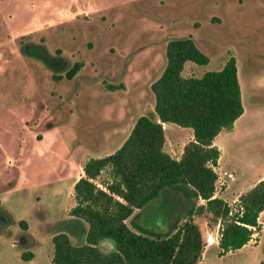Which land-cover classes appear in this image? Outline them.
Masks as SVG:
<instances>
[{
    "label": "rangeland",
    "instance_id": "rangeland-1",
    "mask_svg": "<svg viewBox=\"0 0 264 264\" xmlns=\"http://www.w3.org/2000/svg\"><path fill=\"white\" fill-rule=\"evenodd\" d=\"M182 35L208 56L204 64L184 61V76L235 57L244 111L234 130L217 137L215 187L221 190L230 168L252 180L264 169V0H0V215L7 218L0 264H52L51 236L68 224L83 162L118 147L138 115L153 116L149 85L165 64L166 40ZM73 61L81 66L71 77H52ZM183 129L165 130L166 148L168 136L182 138ZM106 170L95 178L100 186ZM169 189L140 210L138 224L165 231L184 214ZM194 218L205 244L214 243L204 244L196 264H264V210L250 239L225 252L217 224ZM27 251L32 256L22 259Z\"/></svg>",
    "mask_w": 264,
    "mask_h": 264
},
{
    "label": "trees",
    "instance_id": "trees-1",
    "mask_svg": "<svg viewBox=\"0 0 264 264\" xmlns=\"http://www.w3.org/2000/svg\"><path fill=\"white\" fill-rule=\"evenodd\" d=\"M164 54L165 64L149 85L157 119L138 115L118 147L83 162L82 174L72 184L68 224L51 236L52 264H196L205 241L193 214L217 224L221 252L239 248L259 229L264 176L238 195L233 209L213 195L219 149L212 139L220 129H230L243 109L235 57L229 54L220 68L199 76H184V61H208L191 36L168 38ZM80 66V61H73L52 77L69 78ZM118 86L107 84L110 89ZM163 121L192 130L177 158L163 149ZM104 168L107 178L100 180V186L95 178ZM165 187L189 201L185 214L165 231L138 224L140 210ZM198 198L203 202L195 204ZM135 208L139 211L132 213ZM20 223L25 225L23 220ZM69 234L79 239L73 242ZM104 239L113 241L111 249H103ZM31 256L30 251L21 253L22 259Z\"/></svg>",
    "mask_w": 264,
    "mask_h": 264
},
{
    "label": "crops",
    "instance_id": "crops-1",
    "mask_svg": "<svg viewBox=\"0 0 264 264\" xmlns=\"http://www.w3.org/2000/svg\"><path fill=\"white\" fill-rule=\"evenodd\" d=\"M241 98V97H240ZM243 103V102H242ZM242 111H244V107L242 106ZM242 113V112H241ZM240 113V114H241ZM153 116H150V117H152V118H155V119H157L156 118V115H155V113H153L152 114ZM239 116V115H238ZM237 116V117H238ZM237 117L234 119V121H233V124H232V128H233V130H234V124H236V121H237ZM133 124V123H132ZM161 125H162V128H163V134H164V142H163V149L166 151V152H168L172 157H175V158H177L179 155H180V153H181V150H182V146H183V144L187 141V140H189V139H191L192 138V130H191V128H189V127H184V126H182L183 128H185V129H183V130H185V132H184V134H183V136H182V138H179V137H175V136H168L169 138V141H168V147L166 148V143H167V137H166V135H165V130L167 129V128H169V129H173V128H175V126H177L178 124H176V123H174V122H169V121H163V122H161ZM233 130L231 131V132H228L227 134H232L233 133ZM223 131V129H220L219 131H218V133L214 136V138L212 139V143L213 144H215L217 147H218V149H219V155H218V158H217V163L219 162V158H220V153H221V149H220V147H219V144H218V142H217V137L219 136V134H221V132ZM181 140V141H180ZM178 142H180V143H178ZM170 151L172 152V153H177L178 155L176 156V155H172L171 153H170ZM218 166V165H217ZM215 169V168H214ZM226 171H229V174L231 173L232 175H229V176H231V177H229L228 179L227 178H224V181L226 182H222V186L220 187V191H218L217 189H216V187H214V193H213V195H217V196H220V197H222L229 205H230V202H234V201H236L237 199H238V195L240 194V193H242V192H244V191H246L247 189H249L256 181H258L260 178H262L263 176H264V169H263V171L260 173V175L259 176H257L256 178H254V179H252V180H248V181H242V179L240 178V177H234V174H236V170H233L232 168H230V169H226ZM217 172V171H216ZM80 174H82V169H81V173ZM80 174H78V176L80 175ZM78 176L76 177V178H78ZM234 179V180H233ZM227 180V181H226ZM74 182V181H73ZM73 184V183H72ZM169 190H173V189H169ZM173 191H175L176 192V194L177 195H175L178 199H179V207H178V210H177V212L176 213H178L179 211H181V209L183 208V211H184V214H185V211H186V208H188V205H189V201L180 193V192H178V191H176V190H173ZM203 202V199H201V198H198L196 201H195V204H198V203H202ZM264 210V208L261 210V211H263ZM137 211H139V209H137V208H135L134 210H133V212L132 213H135V212H137ZM260 211V212H261ZM259 212V213H260ZM259 213H258V216H259ZM183 214V215H184ZM176 215V214H175ZM182 215V216H183ZM182 216H180V217H182ZM194 214L192 215V217H193V219L195 220V218H194ZM257 216V217H258ZM258 219V218H257ZM171 225V224H170ZM170 225H169V227H170ZM217 240V239H216ZM214 243L213 242H211L210 244H208L207 242H206V244H205V246L206 245H208V246H210V245H213ZM245 244V243H244ZM243 244V245H244Z\"/></svg>",
    "mask_w": 264,
    "mask_h": 264
},
{
    "label": "flooded vegetation",
    "instance_id": "flooded-vegetation-1",
    "mask_svg": "<svg viewBox=\"0 0 264 264\" xmlns=\"http://www.w3.org/2000/svg\"><path fill=\"white\" fill-rule=\"evenodd\" d=\"M63 58H64V55H63ZM0 222H1L2 225H4L7 222V218H6L5 215H0ZM18 239L20 241H23L24 240V236L23 235H19ZM103 249H104V246H103Z\"/></svg>",
    "mask_w": 264,
    "mask_h": 264
},
{
    "label": "built area",
    "instance_id": "built-area-1",
    "mask_svg": "<svg viewBox=\"0 0 264 264\" xmlns=\"http://www.w3.org/2000/svg\"><path fill=\"white\" fill-rule=\"evenodd\" d=\"M253 233V232H252ZM250 239V238H249Z\"/></svg>",
    "mask_w": 264,
    "mask_h": 264
}]
</instances>
